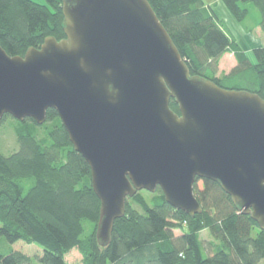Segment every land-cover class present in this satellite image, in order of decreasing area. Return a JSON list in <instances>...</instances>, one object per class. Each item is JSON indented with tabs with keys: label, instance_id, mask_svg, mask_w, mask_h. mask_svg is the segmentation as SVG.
<instances>
[{
	"label": "water",
	"instance_id": "1",
	"mask_svg": "<svg viewBox=\"0 0 264 264\" xmlns=\"http://www.w3.org/2000/svg\"><path fill=\"white\" fill-rule=\"evenodd\" d=\"M63 14L64 39L24 56L0 45V122L42 125L57 111L91 169L99 244L138 191L160 187L175 209L200 213L197 177L264 229V97L192 76L149 0H65Z\"/></svg>",
	"mask_w": 264,
	"mask_h": 264
},
{
	"label": "trees",
	"instance_id": "2",
	"mask_svg": "<svg viewBox=\"0 0 264 264\" xmlns=\"http://www.w3.org/2000/svg\"><path fill=\"white\" fill-rule=\"evenodd\" d=\"M65 0H0V45L10 56H24L47 37L66 38ZM180 51L192 76L222 88L264 97V47L252 50L255 61L224 28L203 0H149ZM235 19L261 13L264 0H223ZM232 52L237 66L213 76L221 57ZM230 84V85H229ZM235 85V86H234ZM170 107L180 113L174 98ZM14 119L19 149L0 150V264H68L66 254L79 249L84 264H259L264 260V229L243 213L220 183L197 177L194 193L202 211L188 215L167 203L160 187L138 191L115 221L110 244L97 240L101 202L92 187L91 169L75 150L55 109L38 124ZM181 234L176 235L175 231ZM207 230L205 243L201 233Z\"/></svg>",
	"mask_w": 264,
	"mask_h": 264
},
{
	"label": "rangeland",
	"instance_id": "3",
	"mask_svg": "<svg viewBox=\"0 0 264 264\" xmlns=\"http://www.w3.org/2000/svg\"><path fill=\"white\" fill-rule=\"evenodd\" d=\"M36 2L44 3L45 0H34ZM252 5V20L259 18L261 16L260 10L254 5ZM232 19L236 23L238 27H240L239 23L236 21L235 17L232 16ZM224 24V28L226 31L231 34V30L229 29L226 21L221 19ZM249 34L244 33L243 36L240 37L243 48L250 49L249 52L244 51L250 56L252 60L255 61V57L252 54V50L256 47H259L257 44H264V38L262 36H248ZM257 45V46H256ZM264 47V46H260ZM237 66V60L232 52L225 53L216 67V73L213 76L221 77L223 75L229 74L235 67ZM230 85V84H229ZM235 86V85H234ZM4 119V118H3ZM0 122V150L5 154L8 155L14 151L19 149V144L17 141L16 133L14 132L13 118H6L4 121ZM144 195L150 197L148 191H144ZM1 226V224H0ZM176 235L181 234L180 230L175 231ZM202 239H204L205 243L210 240V236L207 230H204L201 233ZM66 260L68 264H84V257L83 254L79 251V249H73L69 253L66 254ZM33 264H40L37 259L34 260ZM259 264H264V260H262Z\"/></svg>",
	"mask_w": 264,
	"mask_h": 264
},
{
	"label": "crops",
	"instance_id": "4",
	"mask_svg": "<svg viewBox=\"0 0 264 264\" xmlns=\"http://www.w3.org/2000/svg\"><path fill=\"white\" fill-rule=\"evenodd\" d=\"M205 4L210 8L213 9V11L218 15L220 19H223L226 21L229 29L231 30L232 36H234L238 42V44L241 46L242 49V42L240 37L243 36L244 33L249 34L248 36H262L264 38V31L259 26L260 17L256 18L255 20H252L251 14H252V5L247 4L248 8L250 9V15L247 20L243 23H239L240 27L236 25L234 20L232 19V14L228 10V8L223 3V0H203ZM234 17V16H233ZM244 45V44H243ZM259 47L264 46V44H257ZM256 45V46H257ZM245 51L249 52L250 49L245 48Z\"/></svg>",
	"mask_w": 264,
	"mask_h": 264
}]
</instances>
